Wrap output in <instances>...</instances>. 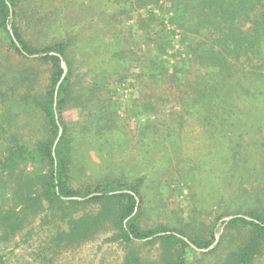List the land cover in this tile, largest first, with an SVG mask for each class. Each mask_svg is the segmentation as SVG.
Wrapping results in <instances>:
<instances>
[{"label":"rangeland","instance_id":"1","mask_svg":"<svg viewBox=\"0 0 264 264\" xmlns=\"http://www.w3.org/2000/svg\"><path fill=\"white\" fill-rule=\"evenodd\" d=\"M124 8L130 10L131 2L20 0L15 25L36 47L67 43L73 95L63 118L72 138L74 187L90 186L107 176L138 183L145 224L169 225L192 238L209 237L222 217L216 236V243L223 240L222 246L209 254L211 247L206 256L186 257L188 264H220L246 233L227 228L223 223L227 215L234 210L240 215L252 210L264 215V105L247 109L241 120L244 126L232 132L181 114L172 98H163L161 92L162 97L149 95L147 88L163 86L149 78L154 71L149 72L147 56L156 53L149 41L164 38L168 53L177 51L185 59L190 39L167 29L162 38L154 35L150 40L142 30L140 20L147 12L165 18L175 13L171 0L128 13ZM0 46V92L5 94L0 93L2 156L11 135L34 145L49 140L51 134L43 113L20 106L7 92L19 86L13 76L22 60L8 47L2 30ZM171 58L167 60L174 63ZM63 68L67 73V64ZM150 100L158 108L154 112L145 107ZM169 122L174 123L172 128ZM4 201L6 207L13 204L10 194ZM98 209L90 204L71 211L82 215ZM56 230L52 221H37L0 243L3 264H126L129 251L147 264H162L159 244L112 240L116 234L112 224L79 246L66 243L48 252ZM255 264H264V251Z\"/></svg>","mask_w":264,"mask_h":264},{"label":"trees","instance_id":"2","mask_svg":"<svg viewBox=\"0 0 264 264\" xmlns=\"http://www.w3.org/2000/svg\"><path fill=\"white\" fill-rule=\"evenodd\" d=\"M121 1L131 2L130 10L124 8L128 13L160 0ZM19 4L20 0H0V30L6 32L10 50L22 60L13 76L19 86L7 92L20 106L44 114L51 138L30 145L11 135L10 146L0 156V243L11 241L37 221L48 220L57 229L48 252L66 243L79 246L108 224L116 229L112 240L127 245L159 244L162 264H188L190 253L206 256L211 247L209 254L218 250L223 244V240L216 243L222 217L211 227L209 237L192 238L169 225L145 224L138 183L130 185L123 177L107 176L90 186L74 187L72 138L63 118L73 95L67 43L32 45L15 25ZM171 5L175 13L168 18L150 12L143 15L142 30L150 40L154 35L162 38L167 29L188 36L189 57L184 59L177 51L168 53L164 38L149 41L156 52L147 56L149 72L154 71L149 78L163 86L147 88V93L162 97L161 92L163 98H172L181 114L197 117L202 125L240 130L246 110L264 105V0H171ZM170 55L174 63L167 60ZM153 105L150 100L145 107L154 112L158 108ZM7 194L13 202L9 207L4 201ZM90 204L99 206L96 213L71 211ZM227 217L223 222L227 228L245 229L246 233L220 264H255L264 251V215L254 210L240 215L234 210ZM125 259L126 264H147L133 251Z\"/></svg>","mask_w":264,"mask_h":264},{"label":"water","instance_id":"3","mask_svg":"<svg viewBox=\"0 0 264 264\" xmlns=\"http://www.w3.org/2000/svg\"><path fill=\"white\" fill-rule=\"evenodd\" d=\"M63 67H66V64L65 63H63Z\"/></svg>","mask_w":264,"mask_h":264}]
</instances>
